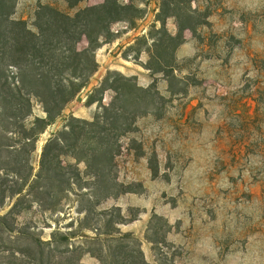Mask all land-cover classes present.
Returning a JSON list of instances; mask_svg holds the SVG:
<instances>
[{"label": "rangeland", "instance_id": "1", "mask_svg": "<svg viewBox=\"0 0 264 264\" xmlns=\"http://www.w3.org/2000/svg\"><path fill=\"white\" fill-rule=\"evenodd\" d=\"M146 2L141 19L116 22L110 29L113 40L135 38L121 57L134 63L145 60L144 69L155 67L146 50L160 38L154 31L158 12L153 18L152 4L148 7L150 0ZM185 4L194 10V30L183 32L187 44L184 40L175 55L171 47L166 49V60L173 58L172 70H148L141 80L106 70V61L96 57V50L97 71L37 137L32 161L36 167L44 144L64 130L70 118L91 121L100 112L96 103H86L108 72L132 77L138 86H152L160 96L153 113L137 118L130 131L116 139L112 176L133 192L100 201L92 214L117 209L113 215L118 213L124 221L118 228L141 242L148 261L264 264V0H185ZM42 5L73 14L97 4L84 0L67 10L63 0H17L12 18L35 31V15ZM174 27V19L173 24L166 21L167 31ZM85 46L83 41L78 47ZM14 73L9 70V82H14ZM111 97L105 92L103 104ZM35 117L44 114L32 100L27 121ZM62 160L75 164L70 158ZM76 165L84 172L83 163ZM89 180L82 176L83 182ZM72 188L73 193L61 198L54 209L28 204L17 224L28 226L42 240H49L54 231L68 234L87 226L83 218L91 198L75 193L90 192ZM146 236L157 238L155 250ZM82 263L97 261L84 255Z\"/></svg>", "mask_w": 264, "mask_h": 264}, {"label": "trees", "instance_id": "2", "mask_svg": "<svg viewBox=\"0 0 264 264\" xmlns=\"http://www.w3.org/2000/svg\"><path fill=\"white\" fill-rule=\"evenodd\" d=\"M63 1L67 10H73L84 0ZM16 2L0 0V264H84V255L97 264H164L146 260L141 242L120 231L124 221L118 213L113 215L117 209L91 212L100 201L133 192L112 176V161L117 137L128 133L137 118L155 111L160 96L152 86L142 88L132 77L108 72L86 103H96L100 112L91 121L70 118L65 129L44 144L36 167L32 161L37 137L97 71L95 52L113 40L111 25L141 19L146 0H103L73 14L42 5L35 15V31L25 21L12 18ZM158 10L154 31L160 38L146 50L155 64L146 67L152 73L172 70L173 58L166 60V49L171 47L175 55L184 42L183 32L194 30V10L185 0H160ZM168 18L175 20V35L166 29ZM83 41L86 46L79 49ZM11 69L14 82H9ZM107 91L112 97L104 105ZM32 100L40 104L44 117L28 122ZM63 157L75 164L64 162ZM77 163H83L84 172ZM82 176L90 180L83 182ZM74 185L90 192L75 193L91 198L83 218L87 226L68 234L54 231L49 240H42L28 226L17 224V216L28 204L54 209L61 198L73 193ZM90 220L95 224L88 225ZM145 240L152 250L159 244L157 238L146 236ZM18 242L24 244L18 246Z\"/></svg>", "mask_w": 264, "mask_h": 264}, {"label": "crops", "instance_id": "3", "mask_svg": "<svg viewBox=\"0 0 264 264\" xmlns=\"http://www.w3.org/2000/svg\"><path fill=\"white\" fill-rule=\"evenodd\" d=\"M102 2L103 0H96V4H100ZM151 4L153 9V18H155L158 12V0H150L148 7H151ZM166 21L171 22L173 24L172 18H168ZM176 31L177 30L174 27L173 30H168V33L174 35ZM187 38L188 37L184 35V40H185V42L183 43L184 46L185 44H187L188 41ZM134 39L135 38L132 37L123 40V38L117 36L113 41L101 45L100 48L97 49L98 51L96 53L97 55L96 57L104 59V61H106L105 64V66L107 67L106 70L115 69L117 71H123L124 73H126L125 75L135 76L138 79L143 80L145 78V75L142 74V72L148 73V70L144 69L143 67L145 64V60L139 59V63H134V61L132 60L130 61V59L125 60L121 57L122 51L126 47H130L131 45H133Z\"/></svg>", "mask_w": 264, "mask_h": 264}]
</instances>
